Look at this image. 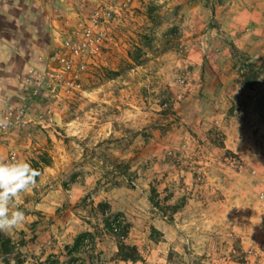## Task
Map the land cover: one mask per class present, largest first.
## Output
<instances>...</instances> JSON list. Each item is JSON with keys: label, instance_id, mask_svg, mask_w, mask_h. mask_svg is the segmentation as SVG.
I'll list each match as a JSON object with an SVG mask.
<instances>
[{"label": "rangeland", "instance_id": "1", "mask_svg": "<svg viewBox=\"0 0 264 264\" xmlns=\"http://www.w3.org/2000/svg\"><path fill=\"white\" fill-rule=\"evenodd\" d=\"M227 1L0 0V99L14 73L60 71L57 132L31 126L13 148L41 175L13 202L26 221L0 232L2 264H264L260 185L239 182L235 155L209 164L219 132L181 161V57L203 45L237 79L255 72L215 18ZM123 236L138 261L119 257Z\"/></svg>", "mask_w": 264, "mask_h": 264}, {"label": "crops", "instance_id": "2", "mask_svg": "<svg viewBox=\"0 0 264 264\" xmlns=\"http://www.w3.org/2000/svg\"><path fill=\"white\" fill-rule=\"evenodd\" d=\"M216 13L221 31L247 57L257 79L243 89L248 86L246 78L237 79L233 56L226 50L206 54L205 47L198 45L181 57V67L192 68L191 73L181 74V161L186 159V164L187 159L198 158L194 156L196 150L206 146L210 149L209 164L218 153L235 155L242 166L239 182L251 179L257 187L260 185L263 196L261 208L252 209L249 215L264 216V0H228ZM5 82L10 93L0 99V106L8 97L17 101L21 89L16 73ZM215 131L221 135V147L202 141V148L198 143ZM20 136L14 132L0 137V159L19 147ZM247 189L241 191L243 197Z\"/></svg>", "mask_w": 264, "mask_h": 264}, {"label": "built area", "instance_id": "3", "mask_svg": "<svg viewBox=\"0 0 264 264\" xmlns=\"http://www.w3.org/2000/svg\"><path fill=\"white\" fill-rule=\"evenodd\" d=\"M78 54V50H75ZM54 57L53 60H56ZM70 66V62H67ZM60 71L47 65L45 70L31 69L25 73L21 89L17 94V101L13 97H8L3 105L0 106V116H7L15 126L7 133H0V137L18 132L22 135L21 142L30 145L34 141L32 131L28 130L31 126L39 128L47 133L57 132V123L55 118V109L50 101L56 98L57 83ZM74 82L68 83L67 94L73 92ZM17 151L11 149L4 161L16 160Z\"/></svg>", "mask_w": 264, "mask_h": 264}, {"label": "clouds", "instance_id": "4", "mask_svg": "<svg viewBox=\"0 0 264 264\" xmlns=\"http://www.w3.org/2000/svg\"><path fill=\"white\" fill-rule=\"evenodd\" d=\"M14 126L15 122L9 117L0 116V133H7ZM40 175L41 172L26 160L0 159V232L10 234L24 224L26 214L23 210L14 209L13 202L21 193L33 189Z\"/></svg>", "mask_w": 264, "mask_h": 264}, {"label": "trees", "instance_id": "5", "mask_svg": "<svg viewBox=\"0 0 264 264\" xmlns=\"http://www.w3.org/2000/svg\"><path fill=\"white\" fill-rule=\"evenodd\" d=\"M256 72V71H255ZM257 79L255 75L247 76L245 79V83L248 86H243V89L250 88L251 84ZM89 235V234H88ZM82 237V236H81ZM79 237L75 243V247H79L81 245ZM124 237L122 241H120L118 255L122 260H130V261H138L140 259V254L136 247L128 246L124 243Z\"/></svg>", "mask_w": 264, "mask_h": 264}]
</instances>
